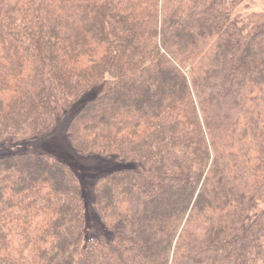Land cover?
Returning <instances> with one entry per match:
<instances>
[{
	"label": "trees",
	"instance_id": "obj_1",
	"mask_svg": "<svg viewBox=\"0 0 264 264\" xmlns=\"http://www.w3.org/2000/svg\"><path fill=\"white\" fill-rule=\"evenodd\" d=\"M242 0H0V145L51 134L71 104L111 238L47 155L0 158V264H264V13Z\"/></svg>",
	"mask_w": 264,
	"mask_h": 264
},
{
	"label": "rangeland",
	"instance_id": "obj_2",
	"mask_svg": "<svg viewBox=\"0 0 264 264\" xmlns=\"http://www.w3.org/2000/svg\"><path fill=\"white\" fill-rule=\"evenodd\" d=\"M236 13L241 16H246L250 13H264V0H242V4L236 10ZM97 90V86L93 87L71 104L51 134L20 146L0 145V158L20 153L40 154L50 156L69 167L75 174L82 190L84 242L98 238L108 241L111 238V233L102 225L93 208V186L96 179L109 172L130 167V163L116 161L113 157L77 156L69 146L66 137L69 119L94 97Z\"/></svg>",
	"mask_w": 264,
	"mask_h": 264
}]
</instances>
